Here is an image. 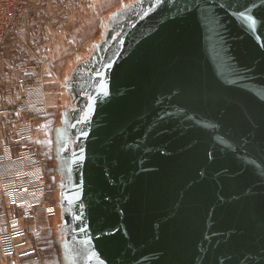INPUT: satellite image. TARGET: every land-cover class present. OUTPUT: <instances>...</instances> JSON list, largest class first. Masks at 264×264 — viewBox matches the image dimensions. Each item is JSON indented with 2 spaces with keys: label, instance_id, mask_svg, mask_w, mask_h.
Masks as SVG:
<instances>
[{
  "label": "water",
  "instance_id": "95a60500",
  "mask_svg": "<svg viewBox=\"0 0 264 264\" xmlns=\"http://www.w3.org/2000/svg\"><path fill=\"white\" fill-rule=\"evenodd\" d=\"M62 76L53 264H264V0L122 1Z\"/></svg>",
  "mask_w": 264,
  "mask_h": 264
},
{
  "label": "rangeland",
  "instance_id": "374dc122",
  "mask_svg": "<svg viewBox=\"0 0 264 264\" xmlns=\"http://www.w3.org/2000/svg\"><path fill=\"white\" fill-rule=\"evenodd\" d=\"M67 1L69 0H29L27 7L17 21L15 31L9 37L0 55V73L5 71V63L9 62L12 66L10 68L14 73L13 78L17 82L15 88H11L9 91L12 95L9 93L7 109L0 110V126L4 130L3 139L10 145L12 154L27 149L35 143L40 157L42 158V155L45 156L40 147L42 149L46 143L49 136V118L56 110L43 108V99L39 105L41 109L33 115H27L24 112L25 110H20L18 106L24 99L22 95L23 84H37L41 81L42 89L50 92L48 98L51 101L50 103L59 104V95L62 96L59 85L63 77V71L68 66H71L76 57L84 55L88 45L94 38H98V31L102 27L103 22L107 20L108 16L122 1L128 0H82L80 1L82 2V8L78 9L75 6L77 8L75 10L74 8L72 9L75 15L66 19L64 27L60 26L56 32H36L39 25L44 24L45 21H51L55 29L56 26L54 25H57L55 19L61 21V16L52 17V12L69 11L65 8ZM74 3L76 4V2ZM47 9H50L51 12L47 11ZM32 13L35 15H32ZM30 26L31 28H29ZM43 53L47 55L48 67L38 66L34 71L29 70L27 68L28 64L37 63L38 57ZM11 69H8V73H10ZM19 90L20 95H18ZM24 122L31 123L33 140L17 143L13 140L15 138V130ZM47 183L50 188L48 180ZM44 246L45 241L41 242L40 245L38 242L43 262L44 264H49L48 255L52 248L49 250L45 249Z\"/></svg>",
  "mask_w": 264,
  "mask_h": 264
},
{
  "label": "built area",
  "instance_id": "2783aa9c",
  "mask_svg": "<svg viewBox=\"0 0 264 264\" xmlns=\"http://www.w3.org/2000/svg\"><path fill=\"white\" fill-rule=\"evenodd\" d=\"M28 3L29 0H0V55ZM38 66L48 67L45 53L38 57L37 63H29L27 68L34 71ZM23 86L24 99L18 107L20 110H25L27 115H33L41 109L39 105L42 99L43 108L53 109L56 106L48 100L50 92L42 89L41 81L37 84L24 83ZM13 140L17 143L33 140L31 123L24 122L20 125L15 130ZM10 149L0 130V194L3 198L10 199L20 211L19 215L8 216L6 220L7 237L9 240H14L37 234L38 226L32 225L27 229L24 222L33 220L39 211L49 219L54 214L55 208L51 201V190L47 184L44 162L36 144L33 143L27 149L17 151L16 154H12ZM15 260L17 264H43L37 247L16 251Z\"/></svg>",
  "mask_w": 264,
  "mask_h": 264
},
{
  "label": "crops",
  "instance_id": "0c3cea01",
  "mask_svg": "<svg viewBox=\"0 0 264 264\" xmlns=\"http://www.w3.org/2000/svg\"><path fill=\"white\" fill-rule=\"evenodd\" d=\"M55 1V0H54ZM82 0H69L66 2L65 8L69 11L74 8V10L78 7V9L82 8ZM76 2V4L74 3ZM32 3V2H31ZM32 6V5H31ZM55 6V5H53ZM77 6V7H75ZM47 11H50V9H47ZM65 10L64 12L60 11V13L52 12L53 16H61V21L56 20V26L55 29L53 28V25L51 24V21H45L44 24L39 25L36 32L39 31H50V32H56L60 26L64 27L66 23L67 18H71V16L75 15V12ZM78 12V11H77ZM32 15H35L32 13ZM31 19H33L31 17ZM38 26V25H37ZM41 26V27H40ZM31 28V26L29 27ZM32 28H34L32 26ZM55 30V31H54ZM12 66L9 62L5 63V71L0 73V110H6L8 106V98L12 93L9 91L11 88H15V85L17 82H15V79L13 78V72H12ZM8 69L10 70V73H8ZM18 85V84H17ZM19 87V86H18ZM10 93V95H9ZM20 95V90L19 94ZM0 130L2 131L4 135V130L0 126ZM4 214V215H2ZM20 214V211L18 208H16L12 201L8 198H3L0 194V264H17L15 260V252L22 250V249H29L33 247H37L39 253L40 249L38 248V242L39 245L41 242L45 241L46 247H51V244L49 243L50 239V219H47L43 212L39 211L36 213L35 218L31 221L24 222V225L27 229H30L32 225L38 226L39 231L35 235H30L26 238H18L14 240H9L6 234V220L8 216H17ZM32 222V224H30ZM45 235V236H44ZM41 255V253H40ZM42 257V256H41ZM43 262V257H42ZM54 262H52L53 264ZM44 264V262H43Z\"/></svg>",
  "mask_w": 264,
  "mask_h": 264
},
{
  "label": "flooded vegetation",
  "instance_id": "af4514ba",
  "mask_svg": "<svg viewBox=\"0 0 264 264\" xmlns=\"http://www.w3.org/2000/svg\"><path fill=\"white\" fill-rule=\"evenodd\" d=\"M77 73H81V71H76ZM70 85L67 86V88ZM69 95H59L58 103L62 110V116L68 114L75 108V104L77 103L75 95L68 90ZM60 110V111H61ZM58 114V112H53L51 114V118H49V132H48V138L46 140L45 145H43L42 149L40 147V150L43 151L44 155H42V159L44 162V169L46 174V180H48L51 190V201L56 209V212L61 214V210L59 207L60 203V196H59V187L63 183V175L60 172V167L62 166L64 160L66 159L67 151L68 149V140L70 139V134L68 133L69 124H67L64 121V124L62 123L61 127L62 129L59 132V135L57 133V141L56 143L53 142V129H54V122L55 117ZM63 122V121H62ZM41 153V152H40ZM42 154V153H41ZM48 184V183H47ZM55 251V249H54ZM52 249V252H54Z\"/></svg>",
  "mask_w": 264,
  "mask_h": 264
},
{
  "label": "trees",
  "instance_id": "16d2710c",
  "mask_svg": "<svg viewBox=\"0 0 264 264\" xmlns=\"http://www.w3.org/2000/svg\"><path fill=\"white\" fill-rule=\"evenodd\" d=\"M49 243H50V241H49ZM50 248H52V247H50ZM50 248L49 247H46L45 249H49L50 250ZM53 249V251H54V248H52ZM52 249L49 251L50 252V254L48 255L49 256V260L50 261H48L49 262V264H52V262H56V261H59L58 260V256H56L55 255V251L54 252H52Z\"/></svg>",
  "mask_w": 264,
  "mask_h": 264
}]
</instances>
